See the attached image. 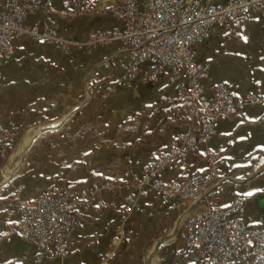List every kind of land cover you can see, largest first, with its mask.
<instances>
[{
  "label": "crops",
  "instance_id": "0c3cea01",
  "mask_svg": "<svg viewBox=\"0 0 264 264\" xmlns=\"http://www.w3.org/2000/svg\"><path fill=\"white\" fill-rule=\"evenodd\" d=\"M49 1L47 12L26 16V24L48 22L57 34L77 40L114 25L111 17L97 13L100 0H92L74 15L64 0ZM226 1L213 0V4ZM194 50L196 61L209 66L203 81L206 96L220 84L235 98L264 93V11L238 22L231 33L214 27ZM129 56L119 42L91 53H64L26 39L13 42L12 57L1 69L5 77L0 83L2 123L16 140L38 124L59 121L34 128L52 126L32 140L27 151L38 138L51 132L38 142L22 174L0 193V264H35L32 245L19 237L4 238L5 231L17 222L8 206L15 196L30 201L51 188L72 194L92 183H134L143 168L185 130L184 123L167 114L172 106L168 100H174V94L165 76L143 83L141 77L150 69L144 64L134 81L121 79ZM108 88L115 92L103 97ZM213 122L210 147L221 154L220 179L205 194L197 211L212 205L226 207L233 198L244 196L243 224L264 230V167L258 169L264 160V109L246 107L232 117H215ZM184 161L185 169L163 172L159 180L170 182L204 171L200 149L187 154ZM19 186L23 189L15 195ZM125 196L123 190L96 195L90 210L80 214L81 226L70 241L66 257L42 264H97L110 249ZM181 212L182 207L170 205L159 209L157 195L150 193L138 200L125 231L136 234L148 227L154 231ZM174 238L172 235L165 244ZM159 241L149 246L148 264H157ZM160 260L162 264H201L199 258L184 253L183 243L167 248ZM112 264H123L121 257L117 255ZM229 264L244 262L233 258Z\"/></svg>",
  "mask_w": 264,
  "mask_h": 264
},
{
  "label": "built area",
  "instance_id": "2783aa9c",
  "mask_svg": "<svg viewBox=\"0 0 264 264\" xmlns=\"http://www.w3.org/2000/svg\"><path fill=\"white\" fill-rule=\"evenodd\" d=\"M91 1L64 0L70 15L83 11ZM99 4L97 13L111 17L114 25L77 40L57 34L48 22L26 24V16L47 12L49 0H0V83L5 81L1 69L11 59L15 41L26 39L36 46H52L64 53H91L119 42L130 54L121 79L134 81L147 64L150 69L143 73L141 81L152 83L165 76L174 100L189 107L188 122L167 150L143 168L134 183H92L72 194L51 188L30 201L15 196L8 206L16 214L17 222L5 231L4 238L19 237L32 245L35 264L64 259L81 226V212L90 210L95 196L101 192L123 190L125 203L118 215L115 236L110 249L97 263L112 264L125 242V223L139 199L154 193L159 209L170 205L182 207L185 212L193 204H200L208 190L219 182L221 154L210 147L213 119L235 116L246 107L264 109V93L235 98L220 84L206 96L203 81L208 77L209 66L196 61L194 50L214 27L231 33L238 22L264 11V0H227L224 4H213V0H100ZM114 92V88H108L102 96ZM1 117L0 113V159L5 156L6 145L14 142ZM198 149L205 163L202 173L170 182L159 180L163 172L185 169L184 157ZM22 189L23 186L17 187L15 195ZM245 200L244 196H237L226 207L212 205L202 211L196 208L187 215L180 226L184 253L199 258L201 264H229L233 258L244 264H264V230L243 224Z\"/></svg>",
  "mask_w": 264,
  "mask_h": 264
},
{
  "label": "rangeland",
  "instance_id": "374dc122",
  "mask_svg": "<svg viewBox=\"0 0 264 264\" xmlns=\"http://www.w3.org/2000/svg\"><path fill=\"white\" fill-rule=\"evenodd\" d=\"M69 113V112H67ZM67 115V114H65ZM66 118H62V120L64 121ZM59 120L53 121V122H46V123H41L38 124L30 129H28L26 132H23L22 134H20V136H18V138L16 140H14V142L12 143V146H10V151L7 153H5V156L2 157L0 159V178L2 177V175L4 174L5 171L8 170H13L16 169V171L14 172V174L17 172V170L21 167V165L17 168V166L19 165V161H20V156H16L15 153L18 150L19 146L22 144L23 140L25 139V137L30 134L31 130L37 127H41V126H45V125H49L52 124L54 122H57ZM187 124H185L186 127ZM51 132L46 133L45 135L41 136L40 138H38L33 144L32 146L29 148V150L27 151L26 155L24 154L23 158H25L24 163H23V159H22V163L23 166L21 168V170L17 173V174H13L8 183L3 186L0 189V193H2L5 189L9 188L11 186V184L13 183V181L22 174V172L25 170L26 168V164L28 162V159L30 158V155L32 154V152L35 150V148L37 147L38 142L45 138L47 135H49ZM6 175H8V173H6ZM16 189V188H15ZM15 191V190H14ZM162 210V209H161ZM183 213V212H181ZM181 213L176 214L171 220H169L167 223H164L162 226H159L158 228H156L154 231H152V229L150 227H148L147 229L141 231H138L136 234H131V233H127L126 232V238H125V242L124 244L119 248L118 250V257H121V262L123 264H148L147 262V256H148V251H149V246L157 239H161L165 236H167L168 234H170L175 226V223L179 217V215ZM179 243H183L182 240V236H181V231L179 229L176 237L174 238L173 241L162 245L156 252V263L157 264H162L161 260H160V255L164 254L167 250V248H170L172 246H175L176 244Z\"/></svg>",
  "mask_w": 264,
  "mask_h": 264
},
{
  "label": "bare ground",
  "instance_id": "6f19581e",
  "mask_svg": "<svg viewBox=\"0 0 264 264\" xmlns=\"http://www.w3.org/2000/svg\"><path fill=\"white\" fill-rule=\"evenodd\" d=\"M52 126H48V127H44V128H38V129H34L32 131H30L31 133L28 134L25 139L23 140L22 144L19 146L18 150L16 151L15 155L16 156H20V161H19V165L17 166V168L22 164V159L23 156L26 152V150L28 149L29 145L31 144L32 140L38 136L40 133L46 131V129L51 128ZM16 171V169L13 170H8L5 171L4 174L2 175V177L0 178V189L5 186L10 177L14 174V172ZM6 173H8V175H6ZM158 248V247H157ZM156 248V249H157Z\"/></svg>",
  "mask_w": 264,
  "mask_h": 264
},
{
  "label": "trees",
  "instance_id": "16d2710c",
  "mask_svg": "<svg viewBox=\"0 0 264 264\" xmlns=\"http://www.w3.org/2000/svg\"><path fill=\"white\" fill-rule=\"evenodd\" d=\"M188 111H189V107L187 105L175 101L172 103V106L168 109L167 114L171 115V117L173 119H176L179 123L187 124V122H188ZM177 114H179V116H180L179 120L177 118V116H178ZM10 146H12V144L6 145V152L7 153L10 151ZM261 167H264V160H263V163L258 167V169L259 168L261 169Z\"/></svg>",
  "mask_w": 264,
  "mask_h": 264
},
{
  "label": "water",
  "instance_id": "95a60500",
  "mask_svg": "<svg viewBox=\"0 0 264 264\" xmlns=\"http://www.w3.org/2000/svg\"><path fill=\"white\" fill-rule=\"evenodd\" d=\"M199 205V202L193 204L191 207H189L185 212L181 213L175 223V226L172 230V232L170 234H168L167 236L163 237L160 239L159 241V245L162 246L164 245L172 235H174L176 237L179 229H180V226H181V223L182 221L184 220V218L189 215L190 213H192Z\"/></svg>",
  "mask_w": 264,
  "mask_h": 264
}]
</instances>
